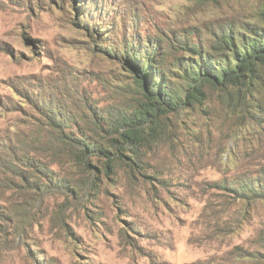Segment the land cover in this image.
Here are the masks:
<instances>
[{"label": "rangeland", "instance_id": "rangeland-1", "mask_svg": "<svg viewBox=\"0 0 264 264\" xmlns=\"http://www.w3.org/2000/svg\"><path fill=\"white\" fill-rule=\"evenodd\" d=\"M231 23L264 27V1L0 0V264H240L235 247L264 257V204L235 205L213 188L236 177L251 129L235 133L218 91L206 90L201 110L167 118L131 181L118 166L117 178L99 174V187L62 194L24 166L29 158L71 184L85 180L44 149L47 113L74 117L65 133L89 130L83 119L139 97L123 43L146 48L148 37L169 49L162 65L179 81L175 59L188 57L178 44L204 47Z\"/></svg>", "mask_w": 264, "mask_h": 264}, {"label": "trees", "instance_id": "trees-1", "mask_svg": "<svg viewBox=\"0 0 264 264\" xmlns=\"http://www.w3.org/2000/svg\"><path fill=\"white\" fill-rule=\"evenodd\" d=\"M145 44L146 48L137 39L130 45L122 44L124 57L130 62L133 80L139 89V97L127 108L116 114L104 110H100L99 115L91 114L87 121L83 119L90 129L77 134L64 131L72 126L74 117L62 118L57 110L46 115L41 131H49L50 136L43 142L44 149L65 156L74 170L85 174L86 179L71 184L62 177L57 178L46 165L29 158L24 160V166L33 168L35 173L38 170L39 177L47 182L44 185L62 194L80 195L97 188L99 174L117 178L118 166L125 169L131 181L140 174L144 148L157 143L164 135L167 118L180 116L189 109L201 110L207 101L206 90L212 89L219 92L225 103L235 133L245 127L251 128L244 138L249 142L248 152L233 158L235 162L241 161L240 166L234 167L236 177L230 183H214L213 188L227 192L235 205L241 203L247 208L250 204H264V27L222 25L211 33L204 47L188 39L181 41L177 48L188 58L175 59L182 70L179 81L174 79L169 65H162L169 49L157 50V45L148 37ZM105 48L119 55L116 48ZM162 68L167 70V79ZM75 116L80 122L82 118ZM258 244L264 246V230L258 235ZM230 255L240 264L264 261L258 249L247 252L235 247ZM196 264L225 262L213 258Z\"/></svg>", "mask_w": 264, "mask_h": 264}]
</instances>
